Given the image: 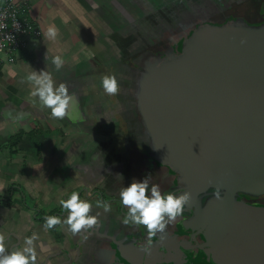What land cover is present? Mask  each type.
Masks as SVG:
<instances>
[{"label":"crops","instance_id":"1","mask_svg":"<svg viewBox=\"0 0 264 264\" xmlns=\"http://www.w3.org/2000/svg\"><path fill=\"white\" fill-rule=\"evenodd\" d=\"M16 1L24 11L22 17L42 35L29 38L12 65L0 67V235L5 253L22 247L25 238L35 234V264H60L68 261L65 255L60 257L61 252L74 253L76 242H84L85 230L74 234L67 224L45 230L48 213L25 206L26 189L30 199L61 217L66 212L60 200L72 191L80 192L91 202L89 214L97 215L96 228L106 237L95 239L96 232L88 229L92 232L86 239L97 243L96 251L107 256L113 249L109 239H119V231L124 230L115 222L120 206L110 205L105 212L96 205L119 198L127 186L119 173L101 172L122 162L129 146L130 131L122 118V96L129 83L123 70L138 69L140 57L155 49L154 40L166 41L173 13H182L189 4L199 8L208 2L218 7L220 0ZM50 25L57 29L55 39L44 36ZM57 55L64 60L59 71L51 63ZM32 70L51 72L55 82L66 84L75 96L64 118H53L50 109L31 96L25 77ZM104 74L116 77L117 95L104 93L100 86Z\"/></svg>","mask_w":264,"mask_h":264},{"label":"water","instance_id":"2","mask_svg":"<svg viewBox=\"0 0 264 264\" xmlns=\"http://www.w3.org/2000/svg\"><path fill=\"white\" fill-rule=\"evenodd\" d=\"M207 20L185 38L169 34L136 63L122 96L127 142L173 174L176 192L191 194L182 229L204 234L202 248L215 264H264V206L240 200L264 196V21ZM95 228L94 238L106 239ZM87 232L81 245L93 244ZM109 241L119 264L137 257L168 264L185 254L159 238L141 253L135 242L124 252L117 238Z\"/></svg>","mask_w":264,"mask_h":264},{"label":"clouds","instance_id":"3","mask_svg":"<svg viewBox=\"0 0 264 264\" xmlns=\"http://www.w3.org/2000/svg\"><path fill=\"white\" fill-rule=\"evenodd\" d=\"M48 39H55L57 29L50 25L44 33ZM52 65L59 71L64 60L61 56H54ZM32 91L31 96L38 98L43 108L50 109L53 118H64L75 102V96L69 93L64 83L57 84L51 72L46 70H32L25 77ZM100 86L104 93L115 96L119 92V84L114 75L104 74L100 79ZM214 196L222 200V192L216 188ZM120 204L126 208L123 224L143 226L147 231L149 241L158 233H163L167 224L179 217L191 200V194L185 190L162 191L158 184H149L147 177L142 180L133 179L123 187L119 193ZM61 210L66 216L48 215L44 219V229L49 230L57 225L67 224L69 230L76 234L81 230L87 231L97 225V215H90L91 202L83 198L78 191H72L66 199L60 200ZM105 212L111 210L110 203L97 202ZM36 235L26 237L23 246L5 253L4 236L0 235V264H35L37 252L34 246ZM143 247V246H142ZM147 251V249H145Z\"/></svg>","mask_w":264,"mask_h":264},{"label":"flooded vegetation","instance_id":"4","mask_svg":"<svg viewBox=\"0 0 264 264\" xmlns=\"http://www.w3.org/2000/svg\"><path fill=\"white\" fill-rule=\"evenodd\" d=\"M245 4H227L222 5L223 9L230 10H222L220 6H210L208 2H204L202 7L196 8L194 4L187 5V8L182 11V13H173V18L169 19V27H170V35L178 32V35L172 37L177 38H185L186 35L191 33V31L202 22V20H206L208 18L209 21H213L216 23H223L228 20H236L242 19L248 24L256 25L262 23L264 21V0H249L247 2L243 1ZM261 3V4H260ZM263 4V6H262ZM261 6V8H260ZM257 7V8H256ZM231 9H235L236 13H228ZM207 20V21H208ZM158 36V35H157ZM171 37L166 39L165 43L172 39ZM153 51L160 50L159 44L160 39L158 38L156 41L154 40ZM137 146H128L124 151L123 161L119 164L112 165L108 168H103L101 172H110L112 175H119L121 180H123L127 186L132 182L133 179L142 180L144 177H147L149 180V184H154L151 182V175H158V173H162L159 181L155 184H158L162 191H176L173 187V174L170 171L164 169L160 164H156L150 158H147V155H142L138 152ZM99 161V157L98 160ZM109 163H112L110 160ZM100 198V197H99ZM101 199V198H100ZM240 200L245 203L255 205V206H264V196L260 197H250V196H241ZM110 205L120 206V215L118 220L115 222L118 226L122 225L124 230L119 231L122 233V236L118 239L121 242V249H124V252L127 251L129 246L135 242L136 253L144 252L143 250L147 248V243L156 242L157 238L159 241L164 242L166 247H169L171 250L175 248V242H178L181 245L182 250H185V254L182 253V256H177V253L171 255L169 261L162 262L168 264H215L211 257L207 256L205 250H203L202 246L206 243L205 237L202 232H191L190 230L182 229L181 221L189 218L192 215V211L184 210L182 216L180 215L174 221H171L167 224V227L163 233H158L156 236L151 237L150 241L147 236V231L143 226H135L132 224L125 225L123 224L124 214L126 212V208L120 204V199H113L111 202L108 201ZM183 219V220H182ZM113 221V219H112ZM252 223H250L251 225ZM98 226V225H97ZM246 235H249V231L245 232ZM84 236L88 237L85 233ZM235 237V235H234ZM143 246V247H142ZM99 247L98 244H90V245H81L76 242V247L73 248L74 253H65L61 252L60 257L65 255L68 261H62L60 264H119L117 262V258L112 255L104 256L96 251ZM140 248V249H138ZM140 251V252H139ZM70 252V251H68ZM112 251L109 252V254ZM121 258L120 256H118ZM133 258V257H131ZM158 262L156 263H159ZM143 257H137L133 263H124L123 264H143ZM174 261V262H170Z\"/></svg>","mask_w":264,"mask_h":264},{"label":"built area","instance_id":"5","mask_svg":"<svg viewBox=\"0 0 264 264\" xmlns=\"http://www.w3.org/2000/svg\"><path fill=\"white\" fill-rule=\"evenodd\" d=\"M22 7L16 0H0V67L12 65L16 56L27 47L31 37H41V32L23 15Z\"/></svg>","mask_w":264,"mask_h":264},{"label":"rangeland","instance_id":"6","mask_svg":"<svg viewBox=\"0 0 264 264\" xmlns=\"http://www.w3.org/2000/svg\"><path fill=\"white\" fill-rule=\"evenodd\" d=\"M236 3L237 4H245L244 2H240V1H236L235 4ZM219 4H220V7H221L222 10H230V9H223L222 8V5H223V7H224V5H227V2L226 1L220 0ZM262 6H263V4H262ZM260 8H261V6H260ZM230 12L231 13H236V10L235 9H231V11H228V13H230ZM120 68H122V66ZM122 74H125L127 76H131L132 75V73L126 67H125V70H123V73ZM161 175H162V173H160V174L158 173V175H155V174L154 175H151V177H150L151 182L154 183V184L157 183L159 181ZM25 193H26L25 196L29 197V198H27L28 205H25L27 208H29V210H31V209L32 210L33 209L37 210L36 209V206H38L40 209H42L43 213L44 212L45 213H48V214L51 213V210H50L51 208H43L42 206L39 205V202L38 203H35V201H33L32 199H30V196L27 195L26 189H25ZM48 214H46V215L48 216Z\"/></svg>","mask_w":264,"mask_h":264}]
</instances>
